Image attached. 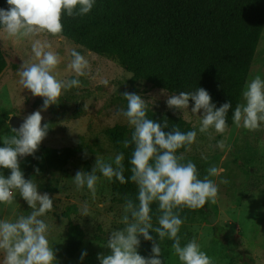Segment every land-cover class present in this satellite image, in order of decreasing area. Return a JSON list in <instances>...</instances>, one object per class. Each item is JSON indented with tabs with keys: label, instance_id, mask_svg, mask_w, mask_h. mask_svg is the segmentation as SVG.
<instances>
[{
	"label": "clouds",
	"instance_id": "clouds-1",
	"mask_svg": "<svg viewBox=\"0 0 264 264\" xmlns=\"http://www.w3.org/2000/svg\"><path fill=\"white\" fill-rule=\"evenodd\" d=\"M8 8H0V31L10 38L31 39L41 33L53 36L63 32V15L75 19L88 15L96 0H7ZM33 59L24 61L19 70V84L32 95L43 98L40 109L25 117L19 128L12 127L10 135H4L0 147V169H9L10 175L0 173V204L12 205L15 194L27 202L31 208L28 215H19L15 219H0V253L3 259L0 264H57L56 250L50 243L51 225L42 217L54 207L53 198L47 193L38 191L35 179H25L20 167V157L34 155L47 136L49 125L42 124V112L53 104H59L65 90L81 87L78 78L87 74L90 65L84 55L76 50L71 51L67 70L77 78H61L58 67L62 62L61 55L52 49V45L40 39L31 43ZM105 80L104 84L107 85ZM165 92V90H162ZM127 101L126 109H119L117 115L126 118L133 129L130 137L121 143L125 149L132 148L130 157L131 175L125 177V155L117 153L114 158L104 160L97 155L91 172L78 170L73 177L77 189L85 186L95 199L97 184L101 175L108 181L113 178L121 184L130 180L137 186L134 200L124 197L123 228L113 230L102 247L110 249L109 254L98 253L100 264H164L161 244L165 239L173 241L172 255L180 264H215L201 243L194 236L181 245L180 229L187 217L181 218L184 209H202L206 203L215 205L218 202L219 187L210 177H217L222 172L213 165L207 169V175L200 178L199 170L191 160H185L184 154H177L184 148L191 152V146L197 142V131L182 132L178 126L169 128L167 117L162 122L148 118L149 102L137 93L124 92ZM242 103H238L232 114L236 128L243 127L249 131L260 129L264 124V78L255 75L250 78L242 90ZM194 101L191 114L200 117L199 133L213 139L215 133H225L228 123V112L232 103L225 102L219 108L212 103L210 93L203 87L191 92L167 95L166 105L169 109L189 110V101ZM87 107V105H84ZM203 110V115L199 113ZM220 149L226 146L225 140L216 145ZM264 147V144H262ZM87 156V152L84 153ZM202 159L207 157L202 154ZM38 176L40 169L35 168ZM98 173L100 175H98ZM221 184H227L223 179ZM158 205L156 217L158 226L152 220V205ZM81 215L90 216L87 201L81 209ZM155 232L159 243L150 235ZM152 242L151 255L139 254V237ZM88 255L82 251L83 262Z\"/></svg>",
	"mask_w": 264,
	"mask_h": 264
},
{
	"label": "rangeland",
	"instance_id": "rangeland-1",
	"mask_svg": "<svg viewBox=\"0 0 264 264\" xmlns=\"http://www.w3.org/2000/svg\"><path fill=\"white\" fill-rule=\"evenodd\" d=\"M33 39L48 42L61 55L62 62L58 67L61 78H77L67 70L72 50L84 55L90 65L87 74L78 77L81 87L65 90L59 104H53L42 112V124L49 122V130L40 144L74 147L82 142L81 154L87 152V156H84L90 162L88 168L86 169L83 159L76 157L65 166L49 162L43 173L38 176L34 173L26 178H34L39 186L38 191L41 194L47 192L54 200V207L50 211L54 215L46 213L42 219L51 225L49 240L56 250L57 264H100L98 253L109 254L111 251L102 247L109 234L124 227L121 221L125 202L120 201L113 192L112 181L101 175L95 199L86 186L77 189L73 182L78 170L91 172L97 155L109 160L119 153L104 132L116 124L129 126L126 118L117 115L119 109H125L126 100L122 96L124 92L142 95L146 101H150L149 106L159 113L169 111L168 131H172L173 126H178L182 132H187L195 126L197 142L191 146V152L181 148L177 154H184L185 160L196 164L201 179L213 165L222 169L219 176L210 177L219 187L217 204L210 203L207 213L187 208L180 212L181 218L187 217L179 233L181 245L195 236L201 243L202 250L214 259L215 264H246L242 259L232 257L233 251L241 256L253 257L255 264H264V124L256 131L236 128L234 124L227 127L223 134L215 133L212 129L210 131L214 138L209 140L207 135L199 133L200 117L191 114L194 106L191 102L189 110H184L186 118L183 119L182 110L169 109L166 105L167 95L172 93L152 87L146 82H138L133 87L130 81L132 73L109 58L61 35L41 33L31 39H15L0 31V43L8 60V66L0 76V147L3 146L4 135L14 134L11 133L12 126L8 116L27 117L43 104L42 97L32 95L30 90L19 84L21 65L24 61L33 59ZM255 75L264 78V27L248 80ZM105 80L108 81L107 85L104 84ZM37 101L39 104L35 105ZM79 110L84 114L73 118V114ZM199 115H203V110ZM220 140L226 141L224 149L216 146ZM202 154L207 160L201 158ZM129 174L131 175L130 169ZM223 179L228 183L221 184ZM15 196L12 205L0 204V219H15L31 212L30 206L18 192ZM85 201L88 203L90 216L81 215L80 209ZM71 204L78 207V211L71 214V219L82 226L85 238L77 255L68 258L65 256L67 241L64 234L68 220L56 217L55 212H62ZM215 224L227 229L228 237L224 241L229 245L230 251L224 244L213 240ZM139 239L141 243L138 252L144 238L141 236ZM172 243L173 241L162 249L160 258L164 264H180L178 258L172 255ZM82 251L88 253L83 262L80 260ZM2 259L3 254L0 253V262Z\"/></svg>",
	"mask_w": 264,
	"mask_h": 264
},
{
	"label": "trees",
	"instance_id": "trees-1",
	"mask_svg": "<svg viewBox=\"0 0 264 264\" xmlns=\"http://www.w3.org/2000/svg\"><path fill=\"white\" fill-rule=\"evenodd\" d=\"M8 7L7 0H0V8ZM62 23L63 32L58 35L131 72L133 87L138 82H146L177 95L181 91L191 92L203 87L217 108L230 101L233 107L228 112L229 127L233 125L236 104L242 103L241 93L263 31L264 0H96L88 15L73 19L65 13ZM7 66L8 60L0 43V76ZM189 102L194 105V101ZM38 104L39 101L35 103ZM83 114L79 110L73 118ZM147 115L158 122L165 117L170 121L169 111L159 113L150 106ZM132 130L127 125L116 124L104 132L116 150L125 155L126 179L130 177L132 148L125 149L121 142L130 137ZM82 150V142L74 147L40 145L34 155L20 160V167L25 179L34 174L37 167L41 174L49 162L65 166L76 157L85 161L87 169L90 162L81 154ZM0 173L8 176L10 170L0 169ZM112 189L122 202H125L126 195L136 199L137 186L130 180L121 184L113 178ZM157 207L156 203L152 205L154 226H158ZM209 209L210 202L195 211L207 213ZM77 211L78 207L71 204L64 211L55 212L56 217L68 220L64 231L67 241L65 256L68 258L77 255L85 238L82 226L71 219V214ZM226 234L224 226L215 224L213 240L228 249L229 245L224 241ZM150 235L159 243L155 232ZM170 242L165 239L162 249ZM151 249L152 242L143 239L139 254L147 258ZM231 256L246 264H255L251 256H241L234 251Z\"/></svg>",
	"mask_w": 264,
	"mask_h": 264
},
{
	"label": "water",
	"instance_id": "water-1",
	"mask_svg": "<svg viewBox=\"0 0 264 264\" xmlns=\"http://www.w3.org/2000/svg\"><path fill=\"white\" fill-rule=\"evenodd\" d=\"M24 118H25V117H22V116H20V115H12V116L10 117V119H9L10 125H11L12 127L19 128V126H20V124L22 123V121H23ZM28 156H29V155H28ZM25 157H27V156H25ZM25 157H20L19 159L21 160V159H23V158H25Z\"/></svg>",
	"mask_w": 264,
	"mask_h": 264
}]
</instances>
